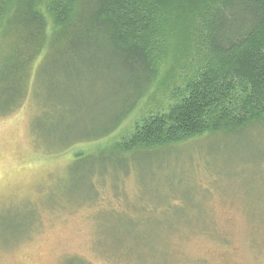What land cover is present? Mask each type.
<instances>
[{
	"label": "trees",
	"instance_id": "1",
	"mask_svg": "<svg viewBox=\"0 0 264 264\" xmlns=\"http://www.w3.org/2000/svg\"><path fill=\"white\" fill-rule=\"evenodd\" d=\"M161 89L113 155L264 125V0H0V114L32 101L38 152L109 138Z\"/></svg>",
	"mask_w": 264,
	"mask_h": 264
},
{
	"label": "rangeland",
	"instance_id": "2",
	"mask_svg": "<svg viewBox=\"0 0 264 264\" xmlns=\"http://www.w3.org/2000/svg\"><path fill=\"white\" fill-rule=\"evenodd\" d=\"M169 100L158 90L109 138L51 154L34 148L32 101L0 114V264H264V125L107 149Z\"/></svg>",
	"mask_w": 264,
	"mask_h": 264
}]
</instances>
